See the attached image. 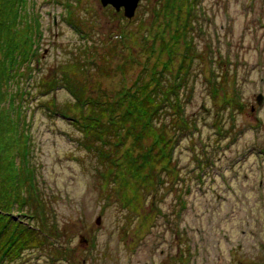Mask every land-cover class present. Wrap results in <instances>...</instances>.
Returning <instances> with one entry per match:
<instances>
[{
  "label": "rangeland",
  "instance_id": "obj_1",
  "mask_svg": "<svg viewBox=\"0 0 264 264\" xmlns=\"http://www.w3.org/2000/svg\"><path fill=\"white\" fill-rule=\"evenodd\" d=\"M22 2L17 29L31 46L22 64L0 75V160L12 157L19 169L25 166L20 195L31 203L30 191H37L45 212L39 220L28 217L21 211L29 205L18 200L6 216L53 237L36 243L33 232L22 233L36 237L31 245L42 256L24 249L7 264H264V0H187L171 14L166 1L138 0L130 17L101 0ZM68 9L72 23L64 19ZM180 30L196 54L184 94L197 130L172 132L174 118L167 114L157 125L169 122L163 134L166 146L172 144L171 162L164 151L147 154L151 137L137 141L136 135L118 154L102 148L115 157L111 163L99 154L102 142H83L78 125L88 109L82 114L64 87L48 93L51 79L65 71L66 83L84 97L116 98L146 63L170 65L169 76L177 70ZM13 32L5 36L17 40ZM161 46L173 47V60H165ZM8 99H23L24 106ZM50 99L63 116L44 108H53ZM15 118L25 122L19 126ZM6 236L5 230L2 244Z\"/></svg>",
  "mask_w": 264,
  "mask_h": 264
},
{
  "label": "trees",
  "instance_id": "obj_2",
  "mask_svg": "<svg viewBox=\"0 0 264 264\" xmlns=\"http://www.w3.org/2000/svg\"><path fill=\"white\" fill-rule=\"evenodd\" d=\"M22 1L23 0H0V16L4 15L3 18H0V29L2 30L0 31V62H1L0 75L4 72L12 73L11 70L14 69V64H16L18 60H20L21 62L20 64H22L25 61V59L29 57L28 49L31 46L30 45L31 38L30 40H27L25 38L27 37L25 32H23L24 33L23 35H19V30L17 29V25H19L21 21L16 13L19 10L20 5L23 3ZM161 1L162 2L166 1V8L170 10L169 13L171 14V11L174 8H177V10L180 9L181 2L186 3L187 0H161ZM69 4L70 3H68L67 5ZM154 9L156 8L152 7L153 11ZM186 9L188 13L187 17L191 18L193 9L191 10V7L188 8V6L186 7ZM158 11H156V13ZM178 14L179 13H177V15ZM71 18H73L72 12L69 11L68 15L64 17V19L72 23L73 20L71 21L70 20ZM170 21H168V25L170 24ZM184 24L185 23H183V26ZM13 29L16 32V33L13 32V34H16L18 36L17 40L15 38H12L11 34L9 35V37L5 36L6 32L9 33V30H11L12 33ZM180 31H177L176 33L178 34L177 36L181 39L182 43L184 44L183 45L184 47L183 50L181 51V55H182L180 60L181 63L179 67L176 68L177 70L171 72V76H169L168 69L170 65L166 66L165 64V66L162 67L161 65L158 66V63H154L153 65L150 64V66H148V63L145 62L146 65H143L144 69L142 70V72L138 73L132 85L128 87L122 93V95L116 98L106 97L101 92L100 94H95L92 97L90 96H87V98L84 97L83 90L72 89L75 87L70 85L69 81L68 83H66L69 74L66 75L65 71L59 73L61 75L60 78H58V74H56V77L54 79H51L48 93H50V91L56 90L58 87H64L67 90H70L73 93V96L76 97L75 104H78L80 106L81 111L84 109H88L85 117L78 125L79 126L78 128L81 131L83 130L82 132L86 133V135H84V138H82L84 141L83 140L82 141L85 143V145L88 146H90L89 144L90 140L94 142H102V147H100L99 154H106L107 158L110 160L111 163L112 162L117 163L115 157L114 158L110 157V153L106 152V150L103 151L102 148L103 147L112 148L110 150L115 154H118V151L121 150V147L122 145H124L127 138L129 136L131 137L136 135H138V137L135 138L137 141H139V139L141 140L142 137L144 140L151 137L149 143L145 147L146 149L145 152L147 154L155 152L158 155L162 151H164L161 154L162 155L166 154V158L167 159L169 158L168 160L169 162H171L173 155L172 144L170 142L168 144L170 145V147L168 145L166 146V141L164 140L165 137L163 134L164 127L166 123L169 122L163 123L162 126L157 125V120L159 119V123L162 122V120L165 119L164 116L167 114L171 113V117L174 118L175 120V121L173 120L170 124L172 125V129H173V130L171 129L172 132L176 133L178 131L179 133H181L183 131V132H187L188 135H192V133H194L197 130V123L196 122L194 123L193 120L191 121L190 120L191 117L189 118V116L186 115L185 101L187 100L186 99L187 97L184 94V87L188 86L187 84L189 83V79L191 76L190 72L195 62L194 56L196 54H193L194 52H192L193 48L192 45H190V40L186 39L187 37L185 36L186 30L181 31L182 35H180ZM152 47L155 49L154 45ZM162 49H166L165 50L166 61H171L174 59L173 47L161 46V50ZM84 51L85 48H83L82 53H84ZM70 59H72V57ZM186 59L187 62L185 61ZM183 64H187L186 66L187 69L186 67L183 68ZM188 65L191 67H188ZM73 79L74 78L70 79V81L73 82ZM61 82L64 83L61 84ZM218 84L220 85V83ZM1 87L2 85L0 83V95H2ZM20 97H22V95ZM22 100L23 99H20V101L16 99L14 100L8 99L7 101L9 105H13L15 108L21 109L24 106ZM50 103L53 104V108L50 106L44 107L47 111L49 109L51 110L54 109L55 110L54 113L56 114L62 115L64 113L65 110L57 109L56 107H54L55 106L54 101H52L51 99L49 101V105ZM82 114H84V111H82ZM156 115L158 116L156 117ZM72 118L73 121H78L79 120L78 118H80V116L77 117L72 114ZM24 120L25 119L23 118L22 119L15 118L14 123H16L17 125H19L20 123L21 125L22 121ZM129 120H132L131 124L129 123ZM176 121L178 123L179 130H177L174 127V123H176ZM140 127H142V129L144 130L140 131ZM155 128H158L159 131L158 133L154 131ZM187 128L190 129V131L193 130V128L196 130L195 131L193 130L192 133H190V131H188ZM116 148L118 149V151H116ZM123 155H124V151H123ZM24 157L26 156L23 155L21 159L22 164H26L24 161ZM16 163L17 161L15 162V160L12 157H4L3 160H0V200H3V203L0 205V236L2 232H4L5 230L7 232V236H6L7 238L6 239L1 238L4 239L3 244L2 241H0V246H1L0 264H7V262H10L16 256L20 258L21 256L19 255L24 249H28L30 251L32 250L33 252L36 251L35 253L37 254L39 252V255L42 256V254H40L41 253L40 250L37 249L38 246L35 244L41 239L44 240V243L50 244V241L47 238L49 234L50 237H52L53 235L48 230L43 231L40 228L41 226L35 229L36 225L33 223L30 224V221H27L25 224H23L21 223L22 222L21 219H20L21 222L20 221L14 222L10 220L9 217L6 216L8 214V211L12 208V205L18 202V200L20 201L21 206L22 203H26V205H24V208L28 207L29 205V208L27 210L25 209L21 211L24 215L28 214L26 215L28 217L31 218L34 217L37 220H39L38 215H40V213L44 211V209H41L42 204H44V202L42 203L39 202L38 196L36 194L37 193L36 189L33 190L36 191V193H32V191H30V194L32 195L30 199L31 203L29 202V200L25 199L20 195L21 184L26 183L25 179L26 181H28L29 173L27 169H26L27 173H25V166H23V168L20 167L19 169V166H16ZM22 170H24L25 175H23ZM171 170L172 172H174V169ZM161 173L162 172L160 171V173L158 172L155 174L154 179L157 184L162 183L163 173L162 174ZM32 198L36 199V201H32ZM8 207L11 208L8 209ZM28 228L29 230L25 232V230H27ZM175 228L177 231L181 230L177 225V223ZM32 232L33 235L37 236L38 238L37 241H36V237H34L33 240H29V238L26 239L24 237H21L22 233L24 234L29 233V235L31 236L32 234L30 233ZM43 235L44 237H42ZM34 241H36V243L33 244L32 246L31 244L34 243ZM41 247H43L42 244ZM181 252L182 251L180 250V253ZM182 255H184V251ZM182 255H180V257H182Z\"/></svg>",
  "mask_w": 264,
  "mask_h": 264
},
{
  "label": "water",
  "instance_id": "obj_3",
  "mask_svg": "<svg viewBox=\"0 0 264 264\" xmlns=\"http://www.w3.org/2000/svg\"><path fill=\"white\" fill-rule=\"evenodd\" d=\"M138 0H101L102 5L110 4L116 10H119L123 7V12L126 16L130 17L135 10L136 4ZM260 97L257 98V103L260 102ZM99 221V217L97 218V222Z\"/></svg>",
  "mask_w": 264,
  "mask_h": 264
},
{
  "label": "bare ground",
  "instance_id": "obj_4",
  "mask_svg": "<svg viewBox=\"0 0 264 264\" xmlns=\"http://www.w3.org/2000/svg\"><path fill=\"white\" fill-rule=\"evenodd\" d=\"M123 8V7H122ZM124 9V8H123ZM200 166H201V163H200ZM198 175H200V173H198ZM48 237H50V234L48 235ZM52 237H53V235H52Z\"/></svg>",
  "mask_w": 264,
  "mask_h": 264
}]
</instances>
